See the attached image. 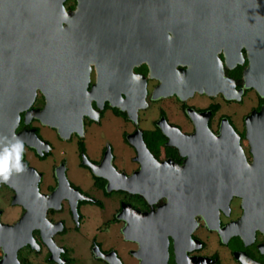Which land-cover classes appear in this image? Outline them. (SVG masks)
<instances>
[{"label": "flooded vegetation", "instance_id": "obj_1", "mask_svg": "<svg viewBox=\"0 0 264 264\" xmlns=\"http://www.w3.org/2000/svg\"><path fill=\"white\" fill-rule=\"evenodd\" d=\"M4 1L0 146L25 170L0 181V264H264L262 0L182 25L83 8L56 57L16 34L51 10Z\"/></svg>", "mask_w": 264, "mask_h": 264}, {"label": "water", "instance_id": "obj_2", "mask_svg": "<svg viewBox=\"0 0 264 264\" xmlns=\"http://www.w3.org/2000/svg\"><path fill=\"white\" fill-rule=\"evenodd\" d=\"M63 0H5L4 7L9 9L11 6L14 8H20V17H28L33 15L34 8L48 7L51 10L52 19L50 20L47 31L42 32V36L29 35L25 29L16 31L17 36L20 39H33L40 37L42 40H51L53 43L52 56H61L62 41L65 40V33L69 34V38L72 34L77 33L78 27V15L85 9L93 8H109L111 12L122 15L126 8L143 9L145 16L148 19L150 25L153 24H189L191 23V16L197 10L213 8L216 9H228L239 10L245 13H253L256 10L255 0H78V5L75 11L66 13L62 4ZM15 3V6L13 5ZM100 2V6H98ZM261 8L264 9V0H262ZM46 10V9H43ZM12 13H5V22L9 23L12 19ZM3 18V19H4ZM65 18H71V25L68 30L61 29V22ZM3 20L1 24L5 26V31H13L8 29ZM16 23V22H14ZM71 36V37H70Z\"/></svg>", "mask_w": 264, "mask_h": 264}, {"label": "clouds", "instance_id": "obj_3", "mask_svg": "<svg viewBox=\"0 0 264 264\" xmlns=\"http://www.w3.org/2000/svg\"><path fill=\"white\" fill-rule=\"evenodd\" d=\"M24 151V141L20 137L3 142L0 146V181H7L13 173L25 170Z\"/></svg>", "mask_w": 264, "mask_h": 264}]
</instances>
